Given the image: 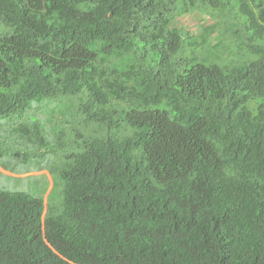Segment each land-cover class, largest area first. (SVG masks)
Masks as SVG:
<instances>
[{"label": "trees", "instance_id": "trees-1", "mask_svg": "<svg viewBox=\"0 0 264 264\" xmlns=\"http://www.w3.org/2000/svg\"><path fill=\"white\" fill-rule=\"evenodd\" d=\"M11 153L0 264H264V0H0Z\"/></svg>", "mask_w": 264, "mask_h": 264}, {"label": "rangeland", "instance_id": "rangeland-1", "mask_svg": "<svg viewBox=\"0 0 264 264\" xmlns=\"http://www.w3.org/2000/svg\"><path fill=\"white\" fill-rule=\"evenodd\" d=\"M186 23L187 18L179 21L180 25ZM0 189L22 191L44 199L48 196V203L57 208L60 207L63 198L62 187L57 185L52 187V179L48 172L39 170L31 163L24 164L12 153L0 156Z\"/></svg>", "mask_w": 264, "mask_h": 264}, {"label": "clouds", "instance_id": "clouds-1", "mask_svg": "<svg viewBox=\"0 0 264 264\" xmlns=\"http://www.w3.org/2000/svg\"><path fill=\"white\" fill-rule=\"evenodd\" d=\"M46 172V171H45Z\"/></svg>", "mask_w": 264, "mask_h": 264}]
</instances>
